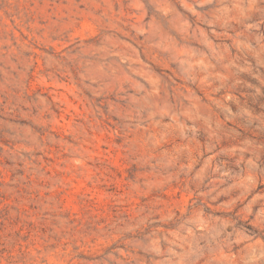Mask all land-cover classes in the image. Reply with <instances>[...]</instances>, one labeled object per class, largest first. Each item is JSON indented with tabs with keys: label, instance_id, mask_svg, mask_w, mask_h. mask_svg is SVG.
<instances>
[{
	"label": "rangeland",
	"instance_id": "374dc122",
	"mask_svg": "<svg viewBox=\"0 0 264 264\" xmlns=\"http://www.w3.org/2000/svg\"><path fill=\"white\" fill-rule=\"evenodd\" d=\"M0 264H264V0H0Z\"/></svg>",
	"mask_w": 264,
	"mask_h": 264
}]
</instances>
